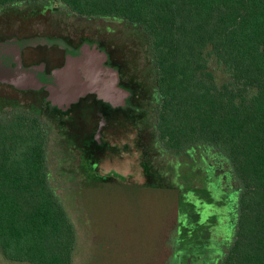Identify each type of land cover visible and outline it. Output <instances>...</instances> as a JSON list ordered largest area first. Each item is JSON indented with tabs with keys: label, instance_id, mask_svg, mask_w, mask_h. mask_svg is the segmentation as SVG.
<instances>
[{
	"label": "trees",
	"instance_id": "trees-1",
	"mask_svg": "<svg viewBox=\"0 0 264 264\" xmlns=\"http://www.w3.org/2000/svg\"><path fill=\"white\" fill-rule=\"evenodd\" d=\"M6 7L32 18L63 7L133 30L128 43L144 49L153 81L148 88L137 74L121 76L131 95L124 108L109 106L107 127L119 124L115 136L126 133V124L142 122L144 105L157 100L155 130L143 138L177 155L201 146L205 154L217 151L214 158L228 161L230 180L239 184L234 238L220 264H264V0H0V10ZM36 91L13 86L0 93V255L16 263L73 264L75 228L49 181L51 109ZM178 208L198 227L192 202L182 197Z\"/></svg>",
	"mask_w": 264,
	"mask_h": 264
},
{
	"label": "rangeland",
	"instance_id": "rangeland-1",
	"mask_svg": "<svg viewBox=\"0 0 264 264\" xmlns=\"http://www.w3.org/2000/svg\"><path fill=\"white\" fill-rule=\"evenodd\" d=\"M60 8L58 15L33 21L30 24L32 33H48L55 27L60 32L81 29L91 35L110 36L107 30H111L118 42L130 41L128 34L133 30L122 22L101 18L78 20L65 17L63 7ZM127 48L129 58L133 57V52L138 55L134 69L146 79L150 76V82L153 81V65L144 49L138 50L131 43H127ZM155 107L157 100L144 105V119L138 122L140 129L144 128L141 125L153 128L157 124ZM125 135L119 131L110 139H115L119 145L118 152L112 153V165L118 168L121 160L114 155L122 153ZM204 148L192 147L177 155L159 152L156 147V158L152 162L163 172L164 187L103 184L101 188L86 189L84 186L92 185L94 181L89 176L80 175L77 157L62 144L61 133L54 127L47 147L49 181L75 228L73 264H220L234 238L239 184L235 177L230 180L232 170L228 161L215 159L217 151L214 149L205 154ZM121 173L115 171L112 174L119 179ZM128 178L139 181L138 174L130 173ZM199 192L210 194V202ZM182 197L193 204L198 200L204 203L200 224L211 222L214 213L216 221L220 219L221 232L205 236L204 228L199 230V226L189 224L193 215L187 210L182 215L179 212L178 203ZM226 224L230 237L222 240L220 237L229 233L224 229ZM0 264L27 263L8 262L0 255Z\"/></svg>",
	"mask_w": 264,
	"mask_h": 264
},
{
	"label": "flooded vegetation",
	"instance_id": "flooded-vegetation-1",
	"mask_svg": "<svg viewBox=\"0 0 264 264\" xmlns=\"http://www.w3.org/2000/svg\"><path fill=\"white\" fill-rule=\"evenodd\" d=\"M24 8L30 11L34 7L24 6ZM42 9H44V7ZM24 10H18V8L15 7H6L0 10V63L6 67L15 68L17 65L16 57L18 58L16 53L19 52L20 62L23 67L30 68L33 64L42 67L37 78L44 83V86L36 92L41 95V92L45 93V100L49 103L51 109L49 110V121L52 123L55 121L54 124L50 123L49 137L52 129L56 127L61 133L62 144L68 147L71 155L77 157V169L80 175L89 176L94 181L92 185H85L84 188H101L103 184L121 185L123 187L129 185L147 188L164 187L166 184L161 180L163 172L153 164L152 160L156 158V147H158L159 152H169L157 141H149L143 138L144 136L152 134L151 132L155 130L156 125L153 128L151 127L152 129L150 126L148 127V125H141L144 128L140 129V124L137 122L126 124L125 128H123V130H126V133L123 132L126 134V138L121 144L122 153L120 156L118 154L114 155L115 158H120L121 160V164L118 168L112 165V151L117 153L118 151L116 148H118L119 145H116L115 139L107 141V118L111 114L110 105L100 100L97 92H88L68 106L65 104L61 106L53 105V103L48 100L50 97L48 88L56 89L57 87L56 83L58 79L55 78L54 72L64 67L68 58H74V60L85 62L89 57L96 56V54L103 57L104 65L118 67V86L120 88L126 90V88L121 86V76H124L123 80H127L131 74H137V81L144 83V86L150 88L152 83V81L150 82L149 80L150 76L149 79L144 78L134 69V65L131 63L129 64L127 58L128 40L127 42H118L114 38L116 36L115 34L113 35L111 30H107L110 36H105L101 33H97V35L87 34L81 29L78 31L60 32L54 27V29L51 28L48 33L35 34V38H38L39 41L31 45V40L34 38L32 34L34 33L31 31L30 24H32L33 21L36 22L43 18H32L23 13L22 11ZM60 10L62 9L60 8ZM63 12L65 17L72 16L78 20L91 19L73 16L64 9ZM39 15H41V13ZM55 15L56 14H53L52 16ZM49 35H51V45L48 44L49 46L45 47L44 44L41 43V40L44 38L50 39ZM23 43H25L24 47ZM12 90V85L0 83V93L2 91L10 93ZM54 108L59 110L58 114L53 111ZM43 109H48L47 105L43 104ZM57 122H59L61 126H59ZM68 141L73 143V145H70L71 147L68 146ZM74 145L78 146V148L72 149ZM144 163L148 165L147 172L142 167ZM115 171L118 173L122 172L119 174V179H116L115 174H112ZM130 173L139 175V181L136 183L140 185H135V181L128 178ZM111 178L113 181L110 180ZM146 178H148L147 180L152 179L153 184H145ZM95 179H97V181ZM154 182L156 184H154ZM194 205L198 206L196 207L198 210L196 214L199 217L197 224L199 230L204 228L205 236L212 232H221L219 228L221 226L220 219L218 218L216 221L217 216L214 213H212L213 215L210 218L211 222L200 224L204 203L201 204L198 200ZM235 207H237V202ZM233 214L234 210H232L231 218ZM224 229H228L227 224ZM220 236L221 234L219 237ZM183 237H186V235L182 236V239ZM229 237L230 231L227 236L220 238L225 240V238ZM227 242H229V240Z\"/></svg>",
	"mask_w": 264,
	"mask_h": 264
},
{
	"label": "water",
	"instance_id": "water-1",
	"mask_svg": "<svg viewBox=\"0 0 264 264\" xmlns=\"http://www.w3.org/2000/svg\"><path fill=\"white\" fill-rule=\"evenodd\" d=\"M37 41H39L38 38H32L31 45ZM41 43L48 44V39L44 38ZM24 45L25 43L23 47ZM16 55L18 58L16 57L15 68H9L0 63V83L12 85L20 90H39L44 86V83L37 78L42 67L25 68L20 62L19 52ZM54 76L58 79L57 87L56 89L48 88L50 93L48 100L53 105L68 106L88 92H97L99 99L108 103L112 108H124L130 95L129 91L118 86V68L104 65L103 57L98 54L89 57L85 62L68 58L64 67L54 72ZM120 128L119 124L111 123L106 131L107 141L114 137Z\"/></svg>",
	"mask_w": 264,
	"mask_h": 264
}]
</instances>
